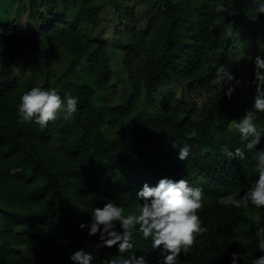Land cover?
<instances>
[{"label":"trees","instance_id":"obj_1","mask_svg":"<svg viewBox=\"0 0 264 264\" xmlns=\"http://www.w3.org/2000/svg\"><path fill=\"white\" fill-rule=\"evenodd\" d=\"M161 1L145 27L135 20L125 26L129 37L118 46L132 89L119 105L105 103L111 70L102 36L93 34L106 5L29 0L20 7L34 30L0 15V264H73L79 250L92 254V264L132 255L162 264L161 250L135 230L133 249L121 254L98 248V235L79 227L109 201L125 215L138 212L144 201L136 192L161 178H183L204 194L198 215L205 231L176 264H231L234 252L237 264H253L264 255L254 219L264 226V209L243 201L258 178L256 162L230 129L249 102L213 85L237 35L249 45L264 37V14L257 12L264 0H239L236 10L235 0ZM220 3L231 15L215 11ZM54 61L64 67L57 84L46 75ZM25 72L45 79L38 84ZM36 86L55 88L62 99L70 91L78 98L74 118L61 113L43 128L20 123V98ZM168 88L171 94L158 101ZM255 122L264 124V113ZM172 145L189 146L185 161ZM224 148L244 149V159L228 158ZM257 149H264V135ZM14 167L23 171L13 175ZM228 195L239 202L224 201Z\"/></svg>","mask_w":264,"mask_h":264},{"label":"clouds","instance_id":"obj_2","mask_svg":"<svg viewBox=\"0 0 264 264\" xmlns=\"http://www.w3.org/2000/svg\"><path fill=\"white\" fill-rule=\"evenodd\" d=\"M217 13H231L224 3L217 5ZM257 12L264 14V3H261ZM231 35V33H229ZM259 43V39L257 40ZM254 80L256 86L254 103L250 110H245L244 115L234 121V130L246 141L244 149L252 152L255 160L254 172L258 178L250 189L245 193L243 201L250 202L258 209H264V149H257L264 135V126L255 123L256 114L264 113V56L254 58ZM217 79L221 83L234 82L228 87L225 95L231 99L235 88L239 87L237 80L224 66L217 68ZM18 107L20 123L34 121L42 128L50 121H55L59 114H63L65 120L74 118L78 111V98L71 92H66L64 99L55 88L45 90L36 86L25 92ZM179 148L178 159L185 161L189 155V146L172 145ZM236 148L235 151L222 149L228 158L244 159L245 150ZM11 174L15 175L23 171L22 168L14 167ZM139 200L144 203L139 205L138 212L125 215V209L114 202H106L103 207H95L91 211L90 224L82 223L80 228H89V237L97 236L100 243L98 248L116 247L123 254L133 249V231L142 235L144 240H151L153 250L160 249L162 264H176L177 258L183 252L187 254L194 246L196 237L205 229L201 226L198 215L203 209L204 194L201 188L191 187L188 181L181 178L174 180L161 178L155 186L144 183L142 188L136 192ZM257 222L255 232L258 238V249L264 253V226H259V217L254 218ZM119 225L122 231H117ZM138 226V227H137ZM240 253L234 252L231 256V264H237ZM73 264H92L93 256L83 250L76 251L70 256ZM108 264H147L144 256L132 255L128 258L120 256L112 259ZM253 264H264V255L253 260Z\"/></svg>","mask_w":264,"mask_h":264},{"label":"rangeland","instance_id":"obj_3","mask_svg":"<svg viewBox=\"0 0 264 264\" xmlns=\"http://www.w3.org/2000/svg\"><path fill=\"white\" fill-rule=\"evenodd\" d=\"M99 4L106 5L104 10L99 13V18L96 22V28L93 32L95 36H102L100 44L105 50L109 59V66L111 70L110 84L111 88L105 92V103L108 105L124 104L128 96L131 94V83L128 79L126 67L123 64V51L120 45L127 41L128 34L125 26L133 25L136 21L137 26L145 27L147 21L155 13L158 6L162 3L161 0H96ZM29 0H0V15L5 19L18 18L24 26H28L34 30V25L30 24L27 18V8L22 10L20 5L26 6ZM235 10L239 8V0L234 1ZM234 11V10H233ZM259 43L250 44V42L243 41L238 35L233 42V47L222 56L224 66L237 80L241 83L239 87L235 88V92L239 93L245 100L249 102L241 115H244L245 110H250L254 103L256 95V86L252 84L254 77L253 61L256 56L264 54V37L259 40ZM96 47L90 49L85 55L84 62L93 54ZM63 64L54 61L46 71V75L50 78L52 84H57L62 71ZM25 79H33L38 84H41L45 79L42 75H30L25 72ZM234 82H219L218 79L213 80V85L227 92L229 86ZM175 87H173V91ZM158 96V101L163 100L167 95L171 94L168 88ZM180 94L179 90L176 91ZM240 117V118H241ZM239 119V118H238ZM236 119L235 121H237ZM234 122V121H233ZM231 124L230 129L234 130V124ZM257 125L264 126L263 123L255 122ZM236 132V131H235ZM224 201H231L238 203L239 200L232 195L223 198Z\"/></svg>","mask_w":264,"mask_h":264}]
</instances>
